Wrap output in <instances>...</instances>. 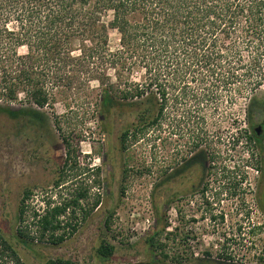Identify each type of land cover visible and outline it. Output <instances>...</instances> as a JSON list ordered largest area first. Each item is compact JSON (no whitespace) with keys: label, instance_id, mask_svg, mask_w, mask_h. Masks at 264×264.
Returning <instances> with one entry per match:
<instances>
[{"label":"rangeland","instance_id":"1","mask_svg":"<svg viewBox=\"0 0 264 264\" xmlns=\"http://www.w3.org/2000/svg\"><path fill=\"white\" fill-rule=\"evenodd\" d=\"M118 41V34L109 31L111 51ZM243 56L249 60L246 52ZM261 60L260 69L245 79L255 86L247 82L218 88L214 100L198 104L192 95L199 97L202 90L191 84L183 94L173 76H162L160 92L165 95L158 124L143 134L132 132L123 146L120 135L132 116L114 115L102 124L97 111L101 88L96 81L56 93L52 107L40 110L46 117L41 130L28 127L24 119L13 121L0 114V233L16 253L12 256L0 245V264H44L56 259L72 264H264V191L249 140L250 124L264 120V109L255 108L248 117L250 98L264 100V57ZM108 75L114 82V71ZM121 75L133 83L145 78L137 69ZM10 106L24 108L23 95ZM192 135L205 137L211 153L219 154L211 162L223 172L227 214L221 219L186 217L187 209L177 210L171 201L170 187L158 183L160 166L167 169L172 153L186 150ZM59 176L60 187L55 188ZM212 177L219 179L215 173ZM232 184L242 189L236 205L229 201ZM25 189L31 195L23 221L18 222L17 208ZM80 191L87 198L79 201V207H69L65 215L72 217L74 230L58 246L40 239L32 227L33 212L41 214L48 201L67 203ZM240 206L241 213L235 215ZM158 217L163 234L149 247L146 240L159 228ZM29 224L32 250L15 240L16 229ZM101 242L114 247L109 259L96 253Z\"/></svg>","mask_w":264,"mask_h":264},{"label":"trees","instance_id":"2","mask_svg":"<svg viewBox=\"0 0 264 264\" xmlns=\"http://www.w3.org/2000/svg\"><path fill=\"white\" fill-rule=\"evenodd\" d=\"M109 31L119 36L114 51L108 46ZM262 57L264 0H0V114L13 121L24 119L37 130L46 121L40 110L52 107L56 93L96 81L102 124L114 115L132 116L120 135L123 146L132 132L143 134L158 124L165 95L160 92L162 76H173L183 94L191 84L202 90L199 97L192 95L198 104L214 100L218 88L253 84L245 79L260 69ZM135 69L145 74L138 83L121 75H132ZM109 70L116 75L114 82ZM20 94L26 106L12 108ZM257 107L264 109V100L250 98L249 119ZM69 161L66 158L64 165ZM59 179L55 188L60 187ZM30 195L29 189L22 193L18 222L23 221ZM86 198L80 191L67 203L48 201L41 214L33 212L32 227L39 238L60 245L74 230L72 217H65L69 207H79ZM30 225L15 231V240L28 250L34 242L27 230ZM157 227L146 240L149 247L163 234L159 217ZM0 245L16 255L1 233ZM96 253L109 259L114 247L101 242ZM44 264L72 263L56 259Z\"/></svg>","mask_w":264,"mask_h":264},{"label":"flooded vegetation","instance_id":"3","mask_svg":"<svg viewBox=\"0 0 264 264\" xmlns=\"http://www.w3.org/2000/svg\"><path fill=\"white\" fill-rule=\"evenodd\" d=\"M261 112L262 109L258 108ZM260 127L259 133L254 131ZM252 143L255 147V160L259 182L264 191V120L253 126ZM188 147L182 151L175 149L172 153L168 168L160 166L158 171V183L160 187H170V198L177 210L186 208L191 219L209 217L221 219L226 216L227 211L223 204L227 201L225 186L220 179L221 168H217L211 159H216L217 152L211 153L208 141L203 136H189ZM213 168H212V167ZM219 172V173H217ZM218 175L219 179L212 177ZM230 204H237L242 195L239 184H232L229 187ZM182 211V210H181ZM242 207L235 209L234 214L241 213ZM133 264H154V263H133Z\"/></svg>","mask_w":264,"mask_h":264},{"label":"water","instance_id":"4","mask_svg":"<svg viewBox=\"0 0 264 264\" xmlns=\"http://www.w3.org/2000/svg\"><path fill=\"white\" fill-rule=\"evenodd\" d=\"M254 131H255L256 133H259V131H260V127H255V128H254Z\"/></svg>","mask_w":264,"mask_h":264}]
</instances>
